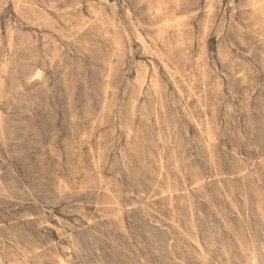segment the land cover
Returning a JSON list of instances; mask_svg holds the SVG:
<instances>
[{
	"label": "rangeland",
	"instance_id": "1",
	"mask_svg": "<svg viewBox=\"0 0 264 264\" xmlns=\"http://www.w3.org/2000/svg\"><path fill=\"white\" fill-rule=\"evenodd\" d=\"M0 264H264V0H0Z\"/></svg>",
	"mask_w": 264,
	"mask_h": 264
}]
</instances>
